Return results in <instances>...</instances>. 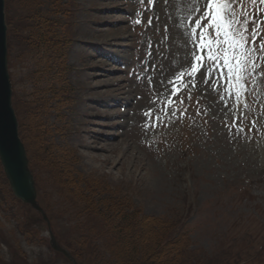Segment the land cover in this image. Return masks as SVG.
<instances>
[{"label":"rangeland","instance_id":"374dc122","mask_svg":"<svg viewBox=\"0 0 264 264\" xmlns=\"http://www.w3.org/2000/svg\"><path fill=\"white\" fill-rule=\"evenodd\" d=\"M111 1L6 0L14 101L38 204L47 220L39 209L14 197L0 165V264H74L71 257L76 264H97L96 251L112 246L118 236L114 227L126 215L130 219L124 222L134 220L132 227L140 237L148 220L156 229L157 221L163 228L168 224L169 238L188 231L191 254L203 264H264V52L259 51L264 25H257L255 41L259 67L246 83L239 108L234 96L224 94L222 79L219 88L215 86L218 72L208 85L198 76L197 86L190 89L192 100L176 105L181 112L187 109V116L151 127L153 118L145 113L161 109L169 95L166 82L189 68L197 39L191 30L207 0H187L185 14L183 0H173L170 9L184 14L182 23L186 21L192 39L184 53L189 31L184 30L183 38L177 36L171 19H180L178 15L166 13L163 17L169 19L162 17L163 25L158 22L160 0H127L129 8H105ZM257 9L264 11L259 0H236L234 5L237 18ZM63 12L67 19L62 35L66 31L72 44L64 67H56L52 51L45 56L33 32L40 30L38 14L51 20L64 18ZM111 27H125L127 38L121 40L123 47L105 45L104 56L119 61L107 69L101 67L104 53L99 54L104 35L97 30ZM103 72L108 76L99 75ZM108 78L123 83L131 106H106L107 111L91 103L98 94H93L95 87L105 91L100 83ZM68 93L75 97L72 104L65 99ZM240 111L244 116L236 123L243 131L237 132L233 115ZM92 137L103 141L87 148L85 140ZM111 142L117 143L112 152L100 149ZM51 232L71 257L51 247Z\"/></svg>","mask_w":264,"mask_h":264},{"label":"snow or ice","instance_id":"6c2138e0","mask_svg":"<svg viewBox=\"0 0 264 264\" xmlns=\"http://www.w3.org/2000/svg\"><path fill=\"white\" fill-rule=\"evenodd\" d=\"M152 2L154 3V0ZM235 3L236 0H207L206 8L199 18L195 19L194 27L191 30L192 35L197 39L193 41L195 50L191 53L190 66L188 69L177 72L172 79L166 82L170 86L169 95L157 113H153L151 109L145 113L146 117L153 118V124L148 126H159L164 119L170 117L187 116V109L181 112L176 105L178 103L183 105L186 100H192L193 94L190 89L197 86L198 76L202 77L205 85H208L212 83L214 73L217 72L219 76L215 77V86L219 88V81L222 79L226 85L224 94L229 98L234 96L239 108L242 93L247 91L246 83L255 76L256 69L259 67L256 61L260 57L256 55L255 47L259 28L258 26L253 27L249 32V21L246 16L237 18L234 10ZM252 3L255 4L256 0H252ZM259 3L264 4V0H259ZM254 21L255 17H253ZM148 23L152 24L151 18ZM249 40L253 42L251 45ZM259 51L264 52V43H260ZM207 61H211V64H207ZM149 82L151 83V81ZM185 93H187L186 97ZM221 99L223 100L224 97L222 96ZM196 103L198 106L199 100ZM243 107L247 108V104H244ZM161 111L163 116L159 114ZM178 113L179 115H177ZM199 114L200 112L197 111V115ZM243 116L242 111L233 115V126L237 132L243 131L242 126L236 123ZM254 124L255 122H253Z\"/></svg>","mask_w":264,"mask_h":264},{"label":"trees","instance_id":"16d2710c","mask_svg":"<svg viewBox=\"0 0 264 264\" xmlns=\"http://www.w3.org/2000/svg\"><path fill=\"white\" fill-rule=\"evenodd\" d=\"M38 17H40L38 20L40 30L33 32L37 45L41 50L43 49L45 56L50 49L51 57L56 61L54 65L64 67L65 48L64 43L60 41L57 25L48 17L39 14ZM40 21H43L42 24ZM61 90L62 88L58 89V91ZM2 176L4 177L3 173ZM124 218L130 219L129 215ZM124 218L119 220L114 227L118 236H115L112 249L109 246H107L108 249L102 248V246L96 251L98 252V256H95L97 264H203L199 256L191 254V237L188 231H179L175 236L169 238L166 235L168 224L163 228L162 221H157L160 226L159 229H156L154 228L156 223L147 219L149 223L144 226L143 235L140 237V231L132 227L135 221L130 220V223H127L124 222L126 220ZM144 232L148 233V236H144ZM73 255L79 259L78 253L74 252Z\"/></svg>","mask_w":264,"mask_h":264},{"label":"water","instance_id":"95a60500","mask_svg":"<svg viewBox=\"0 0 264 264\" xmlns=\"http://www.w3.org/2000/svg\"><path fill=\"white\" fill-rule=\"evenodd\" d=\"M5 0H0V160L14 194L23 202L40 209L34 175L29 168L26 148L19 136L18 119L12 105V85L8 69ZM52 245L71 257L54 235ZM76 264L75 260L71 257Z\"/></svg>","mask_w":264,"mask_h":264},{"label":"bare ground","instance_id":"6f19581e","mask_svg":"<svg viewBox=\"0 0 264 264\" xmlns=\"http://www.w3.org/2000/svg\"><path fill=\"white\" fill-rule=\"evenodd\" d=\"M110 1V0H109ZM134 1V0H133ZM158 1V0H157ZM157 1H156V3H155V6L157 5ZM187 0H183L182 1V3L181 4H184L185 5V7L183 8V10H182V12L184 13V11H189V9L187 8L188 7V4L189 3H187L186 2ZM163 3V4H161L160 5V3ZM186 2V3H185ZM125 4H126V7H128L129 8V6L131 5V1H125V2H122V1H120V0H112L111 2H109L108 4H106V6H105V8H109V7H113V8H121V6H125ZM172 4H174L173 3V0H160L159 1V3H158V8H160V7H163V10H161V13H160V11L158 12V15H160V16H157V20H158V22L159 23H161L162 25H163V20H162V17H163V15L164 14H166V13H169L170 14V16L169 17H172L171 16V14L174 16V17H176L177 15H178V17H176V18H179V16H180V19H171V21H172V23L175 25V27L177 28V27H181L180 29H176L175 28V30H176V34H177V36H179L180 38H183V36H184V30H185V32L186 31H189V29H188V26L187 25H185L186 24V21H185V24H183L182 23V21L184 20V18L185 17H183L184 16V14H182V15H180L179 13H177L176 11H173L172 9H170L171 8V6H172ZM192 8H194V6L192 5L191 6ZM191 7H189V8H191ZM197 7V6H196ZM158 8L156 9V11L158 10ZM123 11V10H122ZM118 14V13H117ZM168 14V15H169ZM167 15V14H166ZM113 16H115V15H113ZM110 19V18H109ZM114 19V18H113ZM121 19V18H120ZM119 19V20H120ZM163 19L165 20V19H169L168 17H163ZM115 20V19H114ZM180 20V21H179ZM122 21V20H121ZM115 22V21H114ZM165 22V24L166 23H168L169 22V20L168 21H164ZM113 23V22H112ZM120 25V24H119ZM105 26V25H104ZM115 25H112V27H114ZM124 26V25H123ZM111 27V28H112ZM102 28V27H101ZM98 29L97 30V32H99V33H102L103 35H104V37H103V42L105 43V45H111V46H114V44L115 45H117V46H121V47H123L124 45H125V43L124 42H122L121 40L122 39H126L127 38V35L125 34V30H124V28H112L111 29V31H110V29H107V28H109L108 26H107V28H103V29ZM186 36L188 37V39L190 40V31L188 32V33H185V39H186ZM128 40V39H127ZM192 40V39H191ZM191 40L190 41H187V39H186V41L188 42H185V48H183V53H184V51L186 50L187 52H188V49H189V47L191 46ZM124 41V40H123ZM128 42V41H127ZM116 46V47H117ZM163 47V46H162ZM120 49V48H119ZM179 49V48H178ZM127 50V49H126ZM107 51V50H106ZM122 51H124V50H122ZM121 51V52H122ZM180 51H181V49H180ZM180 51H179V53H180ZM119 53V52H118ZM162 53V52H161ZM182 53V54H183ZM186 53V52H185ZM160 55V54H159ZM187 55V54H186ZM108 60L110 59V60H112L113 61V63H114V60L110 57H108V56H105ZM114 57V56H113ZM127 57V56H126ZM181 58H182V60L183 61H185L184 60V58L182 57V55H181ZM105 59V58H104ZM160 61H161V59H160ZM163 62V61H162ZM112 63V64H113ZM182 63V62H181ZM105 65L104 66H101V67H103V68H106L107 66H110V67H113V66H111L110 65V63H109V61L107 62V61H105V63H104ZM168 64V63H167ZM175 64V63H174ZM120 65V64H119ZM122 66V65H121ZM169 66V65H168ZM161 67V66H160ZM164 67V66H163ZM170 67V66H169ZM115 68V67H114ZM101 70V69H100ZM117 70V69H116ZM116 70H115V72H116ZM114 72V71H113ZM169 72V71H168ZM101 73V72H100ZM107 73V72H106ZM160 73H161V71H160ZM157 74V73H156ZM163 74V73H162ZM99 75H101V76H107L105 73H103V74H99ZM110 75V74H109ZM96 76V75H95ZM98 76V75H97ZM93 78V77H92ZM95 78V77H94ZM110 78H108V79H106V81L105 82H102V83H100L101 84V88H103L105 91H102V90H99L98 89V87L96 86L95 88V91H93V94L94 95H96L97 93V95L96 96H93V98H91V103H95V105L94 106H103V107H106V106H108V105H111L112 103L111 102H114V101H118V103L119 102H122V104L121 105H124V104H129L128 102H129V98L128 97H125V92L123 91V83H121L120 81H116V82H114V80H112L113 81V83L111 82V80H109ZM157 79V78H156ZM165 78H162L160 81H162V80H164ZM167 79H169V77L167 78ZM120 80V79H119ZM126 80V79H125ZM123 82V81H122ZM124 84H125V81H124ZM108 86H114L115 87V89L114 90H110V89H108ZM125 86V85H124ZM127 89V88H126ZM100 91V92H99ZM115 91H118L117 92V94H115ZM119 98V100H117L116 98ZM120 105V106H121ZM98 107H96V108H92V109H97ZM107 111H109V109L106 107L105 108ZM110 113V112H109ZM114 136V135H113ZM108 137V136H107ZM109 138V137H108ZM114 138V137H113ZM86 139V138H85ZM111 139V138H110ZM100 140V141H99ZM102 141H103V138L101 139V138H95V137H92V138H89V139H86L85 140V146L87 147V148H95V146H94V144H96V143H102ZM116 144L117 143H113V142H111V143H108L107 145H106V148L105 147H103V146H101L100 147V149L101 150H107V151H111L112 152V150H114V148L116 147ZM129 148V146L127 147V149ZM108 149H110V150H108ZM125 155V154H124ZM91 156L93 157V158H95L94 156V154H91ZM105 157V159L104 160H106L105 162H108L109 160H110V156L109 155H106V156H104ZM96 159V158H95Z\"/></svg>","mask_w":264,"mask_h":264}]
</instances>
